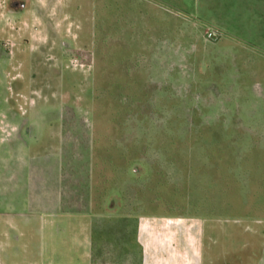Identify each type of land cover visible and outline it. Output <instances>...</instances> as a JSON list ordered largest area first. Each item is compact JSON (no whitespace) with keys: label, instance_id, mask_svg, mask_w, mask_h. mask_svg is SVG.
Masks as SVG:
<instances>
[{"label":"rangeland","instance_id":"374dc122","mask_svg":"<svg viewBox=\"0 0 264 264\" xmlns=\"http://www.w3.org/2000/svg\"><path fill=\"white\" fill-rule=\"evenodd\" d=\"M53 1L73 16L60 22L61 29L68 27L70 38L85 44L95 64L79 69L87 60L72 49L62 54L66 59H36L27 40L0 41V50H18L12 56L0 53V119L5 114L9 121L0 122V138L9 132L8 147L23 151L13 133V125L29 115L28 110L19 113L20 94L29 95L35 86L48 90L46 84L62 79L87 82L94 79V69L106 66L108 82L130 79L126 90H115L120 84L114 82V88L105 87L100 78L91 97L88 90L67 91L69 102L79 103L76 116L106 130L111 157L116 161L127 152L133 159L127 179L103 202L107 213L93 223L95 256L113 264H140L134 216L144 210L196 216L180 221V227H195L197 233L205 227L209 242L202 264H264L263 19L253 27H238L232 20L227 25L224 0ZM6 21L14 23L11 16ZM128 58L138 69L125 75ZM66 63L71 69L63 71ZM49 108L55 111L57 101ZM1 150L0 143L3 158ZM168 218L143 219L155 242L166 241L157 263L189 264L186 236L184 245H169L178 239L171 227L177 224ZM82 223L52 222L30 210L23 215L0 211V264H90ZM115 238L116 248L109 242ZM190 241L198 253L206 242ZM258 242L262 246L254 250ZM222 246H229V253L239 250L241 259H224Z\"/></svg>","mask_w":264,"mask_h":264},{"label":"crops","instance_id":"0c3cea01","mask_svg":"<svg viewBox=\"0 0 264 264\" xmlns=\"http://www.w3.org/2000/svg\"><path fill=\"white\" fill-rule=\"evenodd\" d=\"M222 5V10L226 13L227 25L232 20V24L235 26L239 27L244 24L245 26L253 27L255 25L258 26L259 20L263 19L264 21V0H224ZM235 5L237 13L234 12ZM8 16L12 17L13 25H7L6 19ZM70 17H73L72 14L54 3L53 0H0V41H11V38L19 41L27 40L29 42L30 55H33L36 59H66L68 55L66 57L65 55L62 56V54L72 49L81 58L87 60L79 68L84 70L94 66L93 60L95 59L90 53L86 52L85 44L79 42L76 36L73 39L70 38L68 27L64 26L63 30L61 29L62 25H60V22L68 20ZM21 33L25 34L23 39L21 38ZM13 47L15 48V46ZM17 49L20 48L18 47ZM17 51L11 48L9 52L0 50V53L12 56ZM127 61L125 60L122 65V70L125 75H130L132 71H136L138 68L131 63L132 60ZM67 63L61 68L63 71L71 69ZM103 68V70L101 67L94 69V79L87 82L83 80L78 84H69L62 79V82L56 84L57 86L46 84V86H49L48 90L35 86L29 95L20 94L19 96L23 98V101L21 98L22 102L18 100L19 113L21 112L24 115L28 110L29 115L27 118L19 116L21 120L17 126L13 125V133H16L14 143L23 148V151L15 153L14 147L11 149L8 147V140L11 138L9 132L3 134V137L0 138L1 151L4 154L3 158L0 157V211L3 214L19 212L23 215V212L30 210L32 214L47 216L52 222L62 221L71 224L73 221L78 223L83 221L81 224V242L86 245L85 249L87 251L84 255H87L90 264H113L104 260L100 261L97 259V261H94L92 259L94 248L97 247V243L94 244L95 232L92 226L97 216L107 213L103 207V202L105 203L113 191L127 179L130 166L127 169L124 181L117 184L114 171L115 164L110 161L111 150L108 149L107 151V159L102 156V158L98 156L96 159V155H101L102 152L93 150L89 142L81 137L65 139L64 136L69 132L81 134L84 126H90L88 125L89 120L83 118L82 115H79V118L76 116L78 114L76 107L79 103L75 101V104H71L69 102L70 95L67 91L71 90L75 94L77 91L88 90L91 93V97L96 83L100 82V78L102 80V77L108 75V67L104 66ZM52 71L54 70H51L50 74L53 73ZM102 71L103 75L100 76ZM89 81L90 83H88ZM107 82L105 78V87L114 88L112 82L115 83V81L113 79L111 82ZM118 83L124 86V90H126L130 79L125 77L123 82L118 81L115 85ZM117 89L119 88L115 86V90ZM55 100L57 101V108L54 111L49 106ZM5 118V114H2L0 122L7 124L9 121H5ZM82 124H84L83 127L81 126ZM2 130L4 132L5 128L3 127ZM27 135L29 136L27 137ZM19 150L21 149L19 148ZM94 151L95 158L93 157ZM5 156L8 158L6 159ZM5 160L8 161L4 162ZM97 171H107L108 185H111V182L113 185L109 193L102 199H96L93 193ZM134 217H136V234H133V237H135L134 241H139L137 243L140 256L143 259L140 264H148L150 259L152 261L155 259V263L152 264H159L157 263L159 261L157 252H162L161 248L166 244L164 240V243L155 242L147 233L148 231L143 225V219H149V217L158 220L173 217L171 219L177 225H172L171 227L174 230V238L178 239V244L174 242L170 243V246L184 245L181 244L185 239L184 236L187 237L186 240L189 241L187 244H189L190 248L191 237L194 240L197 237L201 241L205 239L206 242L203 250L200 249L201 252H197L194 241V250L189 248L190 252L188 254L191 257L188 260L189 264L203 263L205 258L202 253L206 251L205 245L209 242V239H206L207 231H204L205 227H201L198 233L194 229L195 227L193 229L180 227L182 224L180 221H187L190 218L187 219L186 217H192L193 219L196 216L151 215L143 210ZM175 219L176 222L174 221ZM99 235L107 238L111 236V233L102 232ZM260 235H264V226L260 230ZM155 240L157 241L158 239ZM109 242L115 248L119 245L116 238ZM259 246L261 247L262 244L258 242L257 246L253 245V249L256 250ZM102 248L103 245L99 247L100 250ZM220 250L221 256L224 259L227 258V261L230 255H234L238 260L242 257V255L240 257L239 253L236 254L239 250L235 253H232V250L229 253V246H222ZM259 257L261 258L262 256ZM123 264L134 263L130 261Z\"/></svg>","mask_w":264,"mask_h":264},{"label":"trees","instance_id":"16d2710c","mask_svg":"<svg viewBox=\"0 0 264 264\" xmlns=\"http://www.w3.org/2000/svg\"><path fill=\"white\" fill-rule=\"evenodd\" d=\"M106 78V81H108V75L104 76ZM102 77L103 81L105 82V78ZM118 85V84H117ZM119 88V87H118ZM124 90V86L120 85V88L117 89V91H123ZM95 92V91H94ZM96 96H94L95 98ZM95 100V99H94ZM199 121L197 120H193L192 124H198ZM82 127L84 126V124L81 125ZM197 131V130H196ZM199 131V130H198ZM82 138L83 140L87 141L90 143L91 147L93 148V150H98L99 152H102L101 155H96V159L99 156V158L102 156L104 157V159H107L108 155H107V151L109 146L112 144V141L110 139V136L106 133V130H104V132H100L99 130L95 129V126L93 124H91L89 127H83L82 133L81 134H77V133H66L64 138L68 139V138ZM106 139V142H100L103 139ZM103 143V144H101ZM102 149H104L103 151H101ZM110 150V149H109ZM106 152V153H103ZM106 154V155H105ZM95 158V151H94V156ZM101 157V158H102ZM110 161L111 163L115 164L114 167V171L116 174L115 180L116 183H120L122 181H124L126 174H127V169L128 167L133 163V159H128L127 158V152H124L121 154V158L113 159L110 155ZM96 164H97V160H96ZM96 181L94 183L93 186V193L95 198L97 199H102L104 196H106L109 193V190L112 189L113 185L111 182V185H108L109 182V178H108V172H102V171H97L96 173ZM92 259L94 261H97V257L95 256L94 252L92 253Z\"/></svg>","mask_w":264,"mask_h":264}]
</instances>
